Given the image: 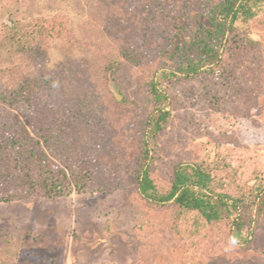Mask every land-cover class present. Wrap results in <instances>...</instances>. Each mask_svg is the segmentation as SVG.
I'll list each match as a JSON object with an SVG mask.
<instances>
[{
  "label": "rangeland",
  "instance_id": "obj_1",
  "mask_svg": "<svg viewBox=\"0 0 264 264\" xmlns=\"http://www.w3.org/2000/svg\"><path fill=\"white\" fill-rule=\"evenodd\" d=\"M219 1L0 0V87L44 83L36 105L7 108L10 118L37 139L69 119L60 141L49 140V159L68 161L69 178L91 173L68 197L0 203V264H264L254 207L233 240L232 216L207 221L146 199L137 185L145 165L165 195L180 166L207 173L211 193L253 198L264 189V2L239 15L217 64L184 76L160 54L178 43L195 55L204 13ZM51 22L66 36L35 33ZM129 52L138 60L126 61ZM150 81L165 98H153ZM161 109L169 116L149 134L147 117ZM3 178L0 189H13Z\"/></svg>",
  "mask_w": 264,
  "mask_h": 264
},
{
  "label": "trees",
  "instance_id": "obj_2",
  "mask_svg": "<svg viewBox=\"0 0 264 264\" xmlns=\"http://www.w3.org/2000/svg\"><path fill=\"white\" fill-rule=\"evenodd\" d=\"M261 2L264 0H220L204 13L207 24L203 26L199 41H193L197 48L195 55L184 57L186 53L183 46L177 43L175 47L168 45L160 50L161 56L166 61L178 60L179 63L172 72H179L184 76L196 74L204 66L217 64L226 34L232 30L239 15L251 17L253 5ZM36 29L35 33L38 35L66 36L65 29L59 22L39 23L36 24ZM175 34L177 32L172 36ZM135 56V53L129 52L125 60L132 63L131 61L138 60ZM161 72L164 76L170 74L168 71ZM42 85L44 83H39L36 79H24L10 90L0 87V174L14 182L13 189L6 192L0 189V203L31 201L36 196L60 199L68 197L71 192L77 193L91 182V173L86 169L78 176L69 178L68 161L64 166H54L49 159V140L55 138L60 141L58 134L69 119H59L54 130L51 129L49 133L40 135L41 139H37L35 136L23 137L20 133L22 122L17 117L10 118L7 108L26 105L30 109L36 105L33 95L36 88L43 87ZM149 90L156 101L165 98L155 81H150ZM168 116V111L163 109L150 114L146 120L149 134H155ZM142 154L146 161L149 158V146L145 139ZM4 179L0 183L4 184ZM209 181V175L199 168L177 166L174 168L169 191L165 195H159L144 165L137 178V185L146 199L173 201L185 209L200 212L207 221L218 222L232 216L230 236L233 240L238 238L245 225V216L252 207L255 208V217L264 218V189L253 198L232 197L225 193H211Z\"/></svg>",
  "mask_w": 264,
  "mask_h": 264
}]
</instances>
